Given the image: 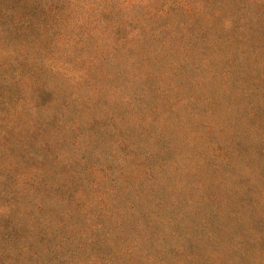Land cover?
<instances>
[{
    "label": "trees",
    "instance_id": "obj_1",
    "mask_svg": "<svg viewBox=\"0 0 264 264\" xmlns=\"http://www.w3.org/2000/svg\"><path fill=\"white\" fill-rule=\"evenodd\" d=\"M176 72L197 95L172 97ZM82 91L95 94V145L97 128L121 129L115 161L88 163L76 137L66 150ZM217 109L224 120L208 116ZM79 159L95 171L89 199ZM85 253V264H264V0H0V264Z\"/></svg>",
    "mask_w": 264,
    "mask_h": 264
},
{
    "label": "rangeland",
    "instance_id": "obj_2",
    "mask_svg": "<svg viewBox=\"0 0 264 264\" xmlns=\"http://www.w3.org/2000/svg\"><path fill=\"white\" fill-rule=\"evenodd\" d=\"M92 41H93V38L89 39V42H92ZM189 74L192 75V76H197V74H195V72L194 73H189ZM169 78H170L171 84L173 85V88H172V91H171L172 97H181V96L185 95L183 97L185 99L186 97H189V96L193 97V96L197 95V93H193L194 88H195V86L193 85V83L196 80L195 77H191L190 76V80L181 79L180 77H178V74L176 72L174 75L170 76ZM57 80H59L58 77H57ZM143 80L145 82H147V85H150L151 79L149 80V79L143 78ZM66 81L70 82V83L72 82V85L75 86V83L73 82L72 79H67ZM55 82H59L62 85L67 84V83H64V82H61V81H55ZM204 90H205V92L210 91L213 94V87H210L209 89H204ZM190 93H193V94L190 95ZM80 97H81V101L80 102H82V105L80 107L81 108V112L78 114V118L82 122L81 133H80V131L77 132V130H75V131L73 130L74 132H72L69 136L66 137V139H65L66 150L69 153L72 152L71 143L74 140V137H76L79 140V143L82 144L80 146L81 147V152L84 151V155L86 156V159H87L88 163H90L92 161L93 162L96 161V162H100V163H107V162H110L112 160L115 161L114 156L122 155V153H123L122 149L120 148L121 144H118V142L117 143L115 142L117 133L121 129H117V128L112 127V126H107L108 128L110 127V130H108V131H100L97 128L96 133L97 134H101L102 133L103 140L100 141L99 144L95 145V129H96V127H95V94L94 95H90V94H87L86 91H84V92L82 91ZM146 97L148 99H151V97H149V95H146ZM55 98H56L55 95H47L46 94V95L41 97V102L48 103L46 105H48L50 107L51 105L54 104V99ZM161 100H162L163 103L169 104L170 102H172L173 99L172 98L168 99V95H163V99H161ZM207 106H208V104H207ZM177 107L178 108L175 109V112H177V114L180 115V117L177 115L179 121H183V118H181V116L183 115L182 117H184L185 116L184 113L187 112L189 110V108H187L186 106H184V107L180 106L179 107V105ZM197 107H198V108H196L197 111H195V112L198 113V114H201L199 111L202 112V109H205L204 105L197 106ZM90 110H92V113L90 112ZM116 115H117V113H116ZM116 115L112 119L116 118ZM208 116L210 118L215 119L216 121L218 119H221V118L224 120L225 117H226V115L225 114L223 115V113L221 111H219L218 109L216 110V112H212V114L208 115ZM112 119H109L108 117H106V118L103 117L102 123L109 124L110 122H112L111 121ZM92 122H94V123H92ZM133 124H137L138 125L139 122L133 121ZM124 127L128 128L133 133V136L139 134V131H138L136 125H132V123L130 121H128V120H126V122L123 124L122 131L124 130ZM138 128H140V125H138ZM152 129H153L152 125L148 123L147 126H146V129L144 131L145 132L152 131ZM167 131H171L172 133L169 136V140H166V141H168L172 145H175L178 142H180V139H177V137L175 136L172 128H169ZM51 133H52V129H50V128L47 129L46 134L49 135ZM154 135H156L157 137H160V134L159 135L158 134H154ZM38 138L40 139V141L47 139L45 135H42L41 137L38 136ZM105 141H108L109 143H111V145L107 146L105 144ZM217 144L218 143L216 142V140H212L210 144L199 145V146L198 145L196 146V145H194L193 143L190 142V147H192V149L196 150L197 149L196 147L200 148V146L201 147L204 146V149L206 151H211V148L212 147H216ZM95 147H98L97 149H100L102 151H106V155H103L100 158L95 157ZM41 150H42L43 153H47L44 150L43 147L41 148ZM106 158H108V159H106ZM67 160H68V158H65L64 162H66ZM78 161H79V165H78V170L77 171H79V173L76 175L75 180H76L77 183L81 184L80 188L83 189L85 191V193H87V196H88V199H89L90 195H92V194L95 195L96 188L92 185V183H93L92 181H95V179H96L95 171L90 172L89 170H87V167L85 165V160L84 159H79ZM68 165H69V163H68ZM110 169L114 170L115 174L118 175V169H116L115 163H113L110 166ZM97 190H99V188H97ZM97 193H98V191H97ZM88 227H89L88 225L83 226V229L85 230V233H84L83 230H82V232L84 233V235H86L88 237L93 236V232L91 230H89ZM81 262L83 264L88 262V258L86 256V253L82 255Z\"/></svg>",
    "mask_w": 264,
    "mask_h": 264
}]
</instances>
